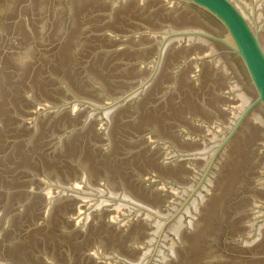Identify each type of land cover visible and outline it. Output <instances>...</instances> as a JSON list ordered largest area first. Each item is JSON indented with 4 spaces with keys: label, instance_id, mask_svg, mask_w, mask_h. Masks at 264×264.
<instances>
[{
    "label": "water",
    "instance_id": "1",
    "mask_svg": "<svg viewBox=\"0 0 264 264\" xmlns=\"http://www.w3.org/2000/svg\"><path fill=\"white\" fill-rule=\"evenodd\" d=\"M0 264H264V0H0Z\"/></svg>",
    "mask_w": 264,
    "mask_h": 264
}]
</instances>
